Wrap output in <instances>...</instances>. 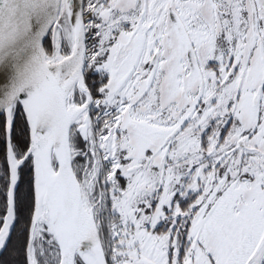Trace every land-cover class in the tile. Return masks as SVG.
I'll use <instances>...</instances> for the list:
<instances>
[{
	"label": "snow or ice",
	"instance_id": "6c2138e0",
	"mask_svg": "<svg viewBox=\"0 0 264 264\" xmlns=\"http://www.w3.org/2000/svg\"><path fill=\"white\" fill-rule=\"evenodd\" d=\"M0 264H264V0H0Z\"/></svg>",
	"mask_w": 264,
	"mask_h": 264
}]
</instances>
